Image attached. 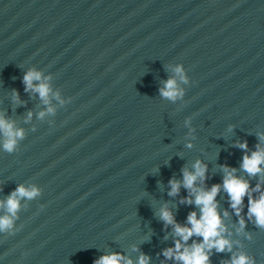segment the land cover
<instances>
[{"label": "water", "instance_id": "95a60500", "mask_svg": "<svg viewBox=\"0 0 264 264\" xmlns=\"http://www.w3.org/2000/svg\"><path fill=\"white\" fill-rule=\"evenodd\" d=\"M177 64L190 83L173 103L158 89ZM31 67L71 97L43 120L22 83ZM0 113L25 132L14 153L0 147V199L19 184L41 189L21 201L15 234L0 233V264H93L112 252L175 264L159 255L174 241L159 211L184 224L199 208L181 203L183 187L169 196L168 181L197 160L207 165L201 188L221 183L225 164L259 180L234 145L246 140L250 154L264 132V0H0ZM216 199L233 248L213 249L210 264L241 252L264 264V228L244 216L238 233L226 193Z\"/></svg>", "mask_w": 264, "mask_h": 264}, {"label": "clouds", "instance_id": "9594fccd", "mask_svg": "<svg viewBox=\"0 0 264 264\" xmlns=\"http://www.w3.org/2000/svg\"><path fill=\"white\" fill-rule=\"evenodd\" d=\"M167 69L173 75L162 81V87L158 89L162 99L175 103L182 100L185 96V89L181 84H189L190 78L187 75L183 64L175 66L168 65ZM52 75H45L41 70L34 67L24 72L22 83L26 93L37 94L42 104L43 110L36 113L38 119L43 120L45 116L55 115L56 109L52 106V101H57L61 106L71 102V97L61 99L59 91H54L51 85ZM12 101L15 104H22L19 91L12 90ZM34 113L28 111L25 117V123L32 120ZM191 124V117L185 119V125ZM233 128L229 125V131ZM194 131V129H190ZM257 144L255 150L249 154L248 143L246 140L237 141L235 147L239 148L243 155L241 158L240 169L251 177L259 176L258 182L252 186L251 182L244 177L238 176L237 169L229 165H221L223 170V179L221 183L213 184L210 188H201L198 181L203 183L207 179V165L197 160L192 170L184 167L182 179L172 178L168 181L170 190L169 196H177L181 187L188 191V195L181 199V203L195 205L199 208V213L195 210L190 211L187 215L186 222L181 224L176 221L172 211L165 205L159 211V217L164 225L172 226L173 246L165 248L159 255L165 260H172L175 264H210L209 253L215 249L216 252H232L233 244L227 238L228 230L223 224V217L228 215L227 210L223 214L219 212V202L216 197L223 190L227 195L229 207L238 217L239 228L241 232L246 228L247 221H253L258 228H264V132L256 133ZM0 137L3 138L0 147L7 153H14L19 141L25 138V132L22 128L15 125V121L7 119L3 113H0ZM187 147H192L191 143ZM41 195V189L36 185L25 186L19 184L5 198L0 199V233L9 235L15 234L18 230L15 221L19 219L18 213L21 209V201L34 200ZM245 198H247V212H244ZM244 216L247 217V221ZM193 237L200 238L192 240L189 245L188 241ZM167 238V237H166ZM251 239L249 235L247 237ZM133 250H137L135 247ZM151 257L141 253L135 262L122 253L112 252L99 256L93 261V264H150ZM225 264H256L254 257L246 253L232 254Z\"/></svg>", "mask_w": 264, "mask_h": 264}]
</instances>
